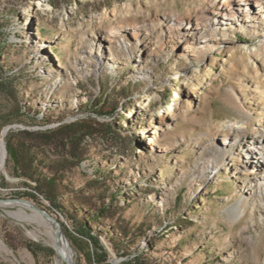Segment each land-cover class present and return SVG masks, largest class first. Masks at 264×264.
<instances>
[{
	"label": "rangeland",
	"instance_id": "374dc122",
	"mask_svg": "<svg viewBox=\"0 0 264 264\" xmlns=\"http://www.w3.org/2000/svg\"><path fill=\"white\" fill-rule=\"evenodd\" d=\"M216 1L0 0V146L8 124L88 123L80 138L59 134L33 151L47 178L50 164L75 161L58 175L57 205L26 195L37 181L8 154L18 179L0 177V264H53L48 237L34 236L47 229L34 215L44 211L75 263L94 264L78 227L104 208L90 225L113 264H264V189H250L238 150L264 131V26L210 24ZM204 13L208 29L179 38L177 20ZM201 44L213 48L187 49ZM214 153L219 169L202 172Z\"/></svg>",
	"mask_w": 264,
	"mask_h": 264
},
{
	"label": "bare ground",
	"instance_id": "6f19581e",
	"mask_svg": "<svg viewBox=\"0 0 264 264\" xmlns=\"http://www.w3.org/2000/svg\"><path fill=\"white\" fill-rule=\"evenodd\" d=\"M226 1H229L228 7L225 6L227 4ZM254 2L258 3L257 6L260 8V11L253 10L252 3ZM243 3L247 5L246 8L241 6ZM211 16L212 18L210 19H212V21L210 24L215 23L219 24V26L235 25L240 31H250L256 34L263 30L264 26V0H217L216 6L211 10ZM204 21H207L206 25H203ZM210 24L209 27L212 26ZM176 26V29L179 31V38L188 40L194 36L195 32L206 31L208 29V13H204L201 17L195 19L190 17L187 22L185 19H178ZM260 37H262L260 46L264 50V34H261ZM220 39L226 41L228 37L223 36ZM211 48H213L212 45L201 44L194 46L193 50L191 47L187 49L189 51L205 54V52ZM234 144V140L231 142V140L228 141V139L225 138V147L233 146ZM238 150L243 160L241 162L245 164L244 167L252 170L250 189H264V131L259 132V134H254L250 141H245L242 145H239ZM7 157V146L4 138L0 146V177L6 170ZM218 157L216 153L211 154L209 164L207 163L205 166H202L203 168L201 171L204 172L208 167L214 170L219 169ZM0 203L2 204V202ZM20 204L22 206H30L28 202H21ZM21 209L23 212H26L24 207ZM34 215H36L47 228L46 231H42L38 228L34 231V236L39 237V235L45 234L48 237L46 242L56 250L53 264H66L68 262L76 264L74 248L67 238L63 227L61 226L60 228L57 220L49 214L37 212ZM239 216L240 214L236 215V217ZM0 245L5 247V243L1 239Z\"/></svg>",
	"mask_w": 264,
	"mask_h": 264
},
{
	"label": "trees",
	"instance_id": "16d2710c",
	"mask_svg": "<svg viewBox=\"0 0 264 264\" xmlns=\"http://www.w3.org/2000/svg\"><path fill=\"white\" fill-rule=\"evenodd\" d=\"M97 102L100 103L99 99ZM19 109H21V107ZM102 110L103 109L100 108V111ZM9 120L10 119L4 118L1 122L8 123ZM87 126L88 123L85 120H81L78 122L61 124L58 128L54 129L42 131L24 129L19 130V135L13 131L8 133L7 148L10 160L14 162L16 167L15 173L18 175H25L37 181V185L33 190L26 192L27 196L39 199V194H42L46 199L51 201L53 205H57L60 199L59 191L62 189L58 175L65 170L67 166L65 163L69 160H58L50 164L49 167L52 171V176L47 178L39 171L38 161L35 159L33 151L39 147V140L53 139L59 136V134H70V132H73L77 135V138H80L82 134L88 132ZM76 159H79L78 156H76ZM74 162V160L69 161V163ZM25 183L31 185L27 181ZM106 216L107 208H104V210H101L99 213V216L95 214L86 216V219L81 222L78 227V233L81 239L84 240L85 243L89 242L91 244V247L87 249V254L94 264H113L110 260V253L104 245L100 234L90 225V223L96 221L98 217ZM131 264L136 263L134 262Z\"/></svg>",
	"mask_w": 264,
	"mask_h": 264
},
{
	"label": "water",
	"instance_id": "95a60500",
	"mask_svg": "<svg viewBox=\"0 0 264 264\" xmlns=\"http://www.w3.org/2000/svg\"><path fill=\"white\" fill-rule=\"evenodd\" d=\"M13 128H20L21 130L30 129L29 126H26V125L20 124V123L8 124V125H6L3 128V131H2V136L3 137H2V139H4L7 136L8 132L10 131V129H13ZM6 146H7V142H6ZM7 154H9L8 153V148H7ZM4 176H5L6 179H10V180H17L18 179V178H15V177L11 176L10 173L7 170L4 171ZM16 200L21 201V199H19V198H16ZM1 201H3V200L0 199V202ZM27 202L28 203H31L30 201H27ZM44 213H48V212L44 211ZM57 222H58L59 227L61 228V223L58 220H57ZM103 243L106 246V248L108 249L109 253L111 254V250L109 249V247L107 246V244L104 241H103ZM68 264H71V263L68 262Z\"/></svg>",
	"mask_w": 264,
	"mask_h": 264
}]
</instances>
